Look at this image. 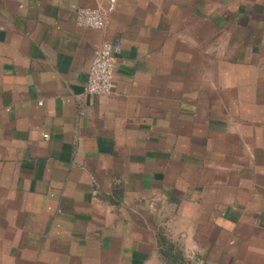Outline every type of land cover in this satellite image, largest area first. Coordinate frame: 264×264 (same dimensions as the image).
Segmentation results:
<instances>
[{
	"label": "crops",
	"instance_id": "1",
	"mask_svg": "<svg viewBox=\"0 0 264 264\" xmlns=\"http://www.w3.org/2000/svg\"><path fill=\"white\" fill-rule=\"evenodd\" d=\"M0 264H264V0H0Z\"/></svg>",
	"mask_w": 264,
	"mask_h": 264
},
{
	"label": "built area",
	"instance_id": "2",
	"mask_svg": "<svg viewBox=\"0 0 264 264\" xmlns=\"http://www.w3.org/2000/svg\"><path fill=\"white\" fill-rule=\"evenodd\" d=\"M75 25L80 28L103 30L107 20L104 13L98 9L79 8L76 12ZM118 50L117 43L105 42L95 53L87 75L85 86L87 95L110 94Z\"/></svg>",
	"mask_w": 264,
	"mask_h": 264
}]
</instances>
